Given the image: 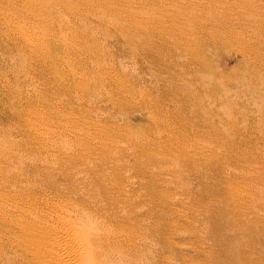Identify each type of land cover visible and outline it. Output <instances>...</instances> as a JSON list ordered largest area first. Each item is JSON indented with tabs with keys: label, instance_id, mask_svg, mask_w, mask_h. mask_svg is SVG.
<instances>
[{
	"label": "rangeland",
	"instance_id": "obj_1",
	"mask_svg": "<svg viewBox=\"0 0 264 264\" xmlns=\"http://www.w3.org/2000/svg\"><path fill=\"white\" fill-rule=\"evenodd\" d=\"M0 147V264H264V0H0Z\"/></svg>",
	"mask_w": 264,
	"mask_h": 264
},
{
	"label": "bare ground",
	"instance_id": "obj_2",
	"mask_svg": "<svg viewBox=\"0 0 264 264\" xmlns=\"http://www.w3.org/2000/svg\"><path fill=\"white\" fill-rule=\"evenodd\" d=\"M251 19V18H250ZM250 24V23H249ZM257 24V23H256ZM140 26V25H139ZM251 27V26H250ZM204 28V27H203ZM257 28H258V26H257ZM142 29V28H141ZM220 29V28H219ZM244 29V28H243ZM252 29H254V28H252ZM198 30V29H197ZM205 30V29H204ZM232 31H233V29H231ZM139 31H141V30H139ZM216 31V30H215ZM201 32H202V29H201ZM205 33H206V31H204ZM203 32V33H204ZM214 32V31H213ZM228 32H230V29H229V31ZM256 32V31H255ZM139 33V32H138ZM149 33V32H148ZM204 33V34H205ZM209 34V33H208ZM214 34V33H213ZM224 34H226V33H224ZM190 35H192V34H190ZM216 35V34H215ZM214 35V36H215ZM208 36V35H207ZM218 36H219V34H218ZM217 36V37H218ZM227 35H223L222 34V39L223 40H221V39H219V42L220 43H223V45H225L226 43H227V41L225 42L224 41V38H227L226 37ZM231 36V35H230ZM210 37V36H209ZM208 37V38H209ZM215 39V38H214ZM141 40V39H140ZM227 40V39H226ZM244 41V40H243ZM28 42V41H27ZM219 42L217 41V40H213V38H211V43H214V45L213 46H215V47H217L218 45H219ZM224 42H225V44H224ZM202 43V42H201ZM32 44H28L27 46H29V48L31 49V47L32 46H35V45H32ZM246 45H248L247 43H246ZM249 46H251V45H249ZM249 46L248 47H244V46H242L243 47V50L242 49H240L239 51H243L244 52V50H246V49H248L249 50ZM189 47V46H188ZM241 47V48H242ZM40 48H41V46H40ZM35 49H36V46H35ZM145 49V48H144ZM147 50V49H146ZM32 51H34V48H32ZM193 51V50H192ZM191 51V52H192ZM194 52V51H193ZM249 52V51H248ZM251 52V51H250ZM241 54H242V57L244 58L246 55L244 54L243 55V53L242 52H240ZM247 54V53H246ZM194 55H195V52H194ZM194 57H196V56H194ZM195 59H197V58H195ZM197 60H199V59H197ZM204 62V61H203ZM183 65L182 66H186V67H188L189 65H188V62H184V63H182ZM201 66H203V65H201ZM14 108V107H13ZM20 109V108H19ZM18 108H17V110H15L14 112H16V113H14V114H16V115H22V117H23V112L21 113V114H19L21 111L19 110ZM12 110H14V109H12ZM19 117V116H18ZM21 117V118H22ZM31 117V116H30ZM20 118V119H21ZM24 118V117H23ZM22 118V119H23ZM162 118V117H161ZM31 125V124H30ZM23 126V125H22ZM52 126V125H51ZM170 126V125H169ZM37 129V128H36ZM29 131V130H28ZM39 132V131H38ZM29 133H31V134H33V137L34 138H36V139H40L39 138V135H38V133L36 132V130L34 129V130H32V129H30V132ZM10 136V135H9ZM42 138V137H41ZM4 143H6V142H4ZM1 148V147H0ZM5 148V147H4ZM9 152V151H8ZM8 152H7V157H8ZM5 154V153H4ZM2 161V160H1ZM9 168V167H8ZM3 169V168H2ZM0 180H1V178H0ZM2 181V180H1ZM8 181V180H7ZM9 182V181H8ZM4 185V184H3ZM20 186V185H19ZM90 210V209H89ZM24 212V211H23ZM90 213V212H89ZM91 214V213H90ZM103 215V214H102ZM95 221V220H94ZM99 224V223H98ZM29 225H30V223H29ZM55 224H51V225H49V228L48 229H46V230H44L43 231V235L45 236V235H47V232H48V230L49 229H52V227L51 226H53V229H54V231L55 232H59V231H61V237H60V240H59V242L60 243H62V242H64V243H62L60 246H64L65 248H66V250H65V253L62 255V256H59L58 258H55V262L56 263H58L62 258H65V256L67 255V257H68V260H67V262H66V264H101V261H103V260H105V256H104V251H105V249L104 250H100V249H102L101 247L99 248V250L98 251H96V252H94L93 250H92V246H91V244L90 245H88V243H89V240H88V238H87V235H86V233L84 232V230H81L82 232H78V231H76V230H71V229H66V230H63V226L61 227V228H59V227H57V226H54ZM84 225H87V226H89V227H92V223L91 222H85L84 221ZM35 227H40L39 226V224L37 223V220L36 219H34L33 221H32V223H31V225H30V232H31V234L33 235V234H35V232H33V230L35 229ZM98 228V227H97ZM100 231V230H99ZM105 232V231H104ZM110 232V231H109ZM38 233V232H37ZM94 233V237L95 238H97L98 239V241L100 240L99 238H100V236H99V234H97V233H95V232H93ZM107 233V232H106ZM252 234V233H251ZM111 235V234H110ZM109 237V236H108ZM103 238V237H102ZM38 239H41V241L43 242L42 243V246L41 247H34V248H32V249H34L35 250V252L37 253V256L38 257H41V258H43L45 261H47L48 263H52V261H53V258L52 257H47L46 256V249L44 250V251H39V249H41V248H45V245H46V243L48 242V240L47 241H44L43 240V238L41 237V238H38ZM105 239H106V237H105ZM110 239H112V238H110ZM109 238H108V240H110ZM92 240H93V238H92ZM94 241V240H93ZM92 241V242H93ZM23 242H24V240H23ZM101 242V241H100ZM38 243V242H37ZM66 243V244H65ZM94 243V242H93ZM104 243H105V241H104ZM113 243H115V242H113ZM50 246H52V243H48ZM108 244H110L109 242H108ZM38 245H39V243H38ZM113 245V244H112ZM101 246V245H100ZM116 246V245H115ZM94 247L96 248V245H94ZM99 247V246H98ZM58 248V244L57 243H55V250ZM108 248H109V246H108ZM113 250V249H112ZM54 253V252H53ZM112 253V252H111ZM105 264H106V260H105V262H104Z\"/></svg>",
	"mask_w": 264,
	"mask_h": 264
}]
</instances>
